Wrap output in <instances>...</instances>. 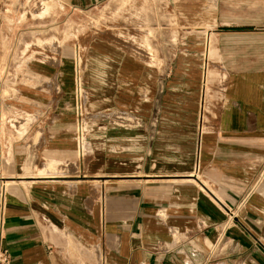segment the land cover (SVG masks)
I'll return each mask as SVG.
<instances>
[{
  "label": "crops",
  "instance_id": "0c3cea01",
  "mask_svg": "<svg viewBox=\"0 0 264 264\" xmlns=\"http://www.w3.org/2000/svg\"><path fill=\"white\" fill-rule=\"evenodd\" d=\"M3 1L0 56L15 42L18 57L0 75L11 264H264V0L175 3L196 28L175 48L161 31V63L97 36L81 67L57 31L28 27L30 3ZM104 1L51 3L48 21Z\"/></svg>",
  "mask_w": 264,
  "mask_h": 264
},
{
  "label": "rangeland",
  "instance_id": "374dc122",
  "mask_svg": "<svg viewBox=\"0 0 264 264\" xmlns=\"http://www.w3.org/2000/svg\"><path fill=\"white\" fill-rule=\"evenodd\" d=\"M58 1L66 2V0H4L3 3H30L35 10L32 15L40 22L29 24L28 27L31 29L37 27L39 32L42 33H48L49 28L53 33L57 31V38L61 39L63 37V41L58 42L56 47L57 53L62 52L61 48L63 46L73 47L74 53L77 50L78 53L81 51L78 61L80 67L82 66L81 62L84 61V47L81 48V46L91 38L103 36L124 45V47L130 46L142 59L147 60L150 64H156L161 63L159 53L162 45V32L164 34L169 32V35L167 34L169 47L175 48L180 31L182 33L196 28H194V25L181 24V27H179L177 24L174 5L179 3L180 0H106L101 6L89 9L87 12L60 9L57 6L56 24H54V22L48 21L51 18L50 16L54 15L53 13L50 15L49 12L52 7L51 3H60ZM183 1L181 0V3ZM198 1L199 3H217V5L221 3H245V0ZM43 7L46 8L41 13ZM54 26H56V29ZM48 37L36 41L38 47L36 48L39 51L52 48ZM13 44L14 47L10 48L12 52H9L11 54L0 56V75H4L5 71H8L9 78H15L14 70L18 59L17 53L13 51L15 42ZM213 58L210 57L206 61L205 55L202 56V62H207L206 67L211 70V76L214 80L218 63ZM215 80H218V78ZM220 82L219 79L218 85L221 84ZM201 121L202 123L205 122L204 119Z\"/></svg>",
  "mask_w": 264,
  "mask_h": 264
},
{
  "label": "built area",
  "instance_id": "2783aa9c",
  "mask_svg": "<svg viewBox=\"0 0 264 264\" xmlns=\"http://www.w3.org/2000/svg\"><path fill=\"white\" fill-rule=\"evenodd\" d=\"M1 238V237H0ZM213 248L210 249L209 253L212 254ZM206 258V262H210L209 256ZM0 264H11V255L8 249L1 243L0 241ZM156 264H163V263H156Z\"/></svg>",
  "mask_w": 264,
  "mask_h": 264
},
{
  "label": "bare ground",
  "instance_id": "6f19581e",
  "mask_svg": "<svg viewBox=\"0 0 264 264\" xmlns=\"http://www.w3.org/2000/svg\"><path fill=\"white\" fill-rule=\"evenodd\" d=\"M179 3H181V0H180ZM182 3H199V1H198V0H191V1H190V0H184ZM44 8H46V7H43V8H42L41 13L44 12V11H43ZM211 55H212V51H209V53L206 55V61L208 60V58L212 57ZM74 56H75L76 62H78L79 59H80V57H79V55H78V50L74 53ZM206 64H207V62H206ZM209 78H210V76H209V71L207 70V71H206V81H207Z\"/></svg>",
  "mask_w": 264,
  "mask_h": 264
}]
</instances>
